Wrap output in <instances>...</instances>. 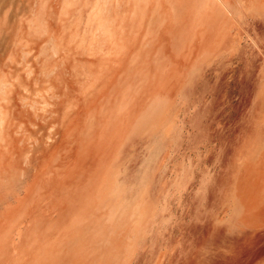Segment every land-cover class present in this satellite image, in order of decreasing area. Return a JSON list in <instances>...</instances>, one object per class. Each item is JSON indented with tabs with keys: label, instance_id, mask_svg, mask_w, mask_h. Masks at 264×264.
I'll return each mask as SVG.
<instances>
[{
	"label": "rangeland",
	"instance_id": "1",
	"mask_svg": "<svg viewBox=\"0 0 264 264\" xmlns=\"http://www.w3.org/2000/svg\"><path fill=\"white\" fill-rule=\"evenodd\" d=\"M0 264H264V0H0Z\"/></svg>",
	"mask_w": 264,
	"mask_h": 264
}]
</instances>
